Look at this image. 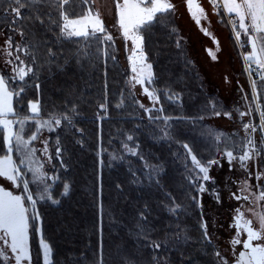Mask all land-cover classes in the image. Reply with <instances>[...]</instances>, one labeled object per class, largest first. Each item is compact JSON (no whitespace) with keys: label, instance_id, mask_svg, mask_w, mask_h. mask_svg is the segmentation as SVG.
I'll return each mask as SVG.
<instances>
[{"label":"snow or ice","instance_id":"snow-or-ice-1","mask_svg":"<svg viewBox=\"0 0 264 264\" xmlns=\"http://www.w3.org/2000/svg\"><path fill=\"white\" fill-rule=\"evenodd\" d=\"M91 2L92 0H0V25L6 23L9 33L7 39L0 45V59L3 60V68H0V151H2L0 179L11 185L9 189L0 185V264H33L30 244L32 232L38 236V256L41 264H54V249L44 236L42 217L37 205L40 202H50L52 205L61 203L60 199L54 198L53 193V183L60 181L61 177L50 175L45 165L56 160L60 168H66L67 162L64 157L68 147L62 142L60 134H57L54 140L52 137L42 136L45 131L55 133L57 129L66 128L82 137L83 130L75 127L74 116L78 115L75 105L60 114L44 113L39 73L44 67L51 71V66L57 60L60 51L59 48L54 51L53 45H62L65 41L85 43L86 47L78 50L76 54L78 63L81 54H89L87 48L91 47L93 42L105 46L97 47V52H102L104 56L116 61V56L109 55L108 52L114 45V37L106 29L100 13L88 7ZM208 2L221 21L227 19L236 46L239 49H246L241 51L240 55L244 71L248 75L251 93L249 98V94L241 86L239 91L242 94V103L234 105L231 109H226L221 102L209 98L204 110L210 116H224L229 120L233 118V113H236L244 135L241 137L238 133L230 134L206 126L203 135L210 138L215 154L205 158L198 156L189 143L173 139L170 121L183 120L185 117L153 114L164 112L161 96L169 101L178 102L180 93L168 86L163 89L157 87L159 77L145 50L144 33H150L157 25L168 28L171 24L170 14L175 13V5L171 0H115L117 20L114 26H118L123 38L131 73L125 79L128 88L127 98L133 105L143 109L150 122L162 121L159 140L178 143L183 150L174 155L184 169L185 199L190 202L192 208L198 210L196 227L200 235L196 239L189 234L187 226L180 220L181 217L190 214L189 204L177 202L172 193L165 192L166 202H162L161 210L172 218L163 229H158L153 224L152 208L147 202L138 210L131 234L136 237L142 248L150 250L151 264H171L170 257L173 252L180 255L181 264H184V261L196 264L193 256L183 250L185 246L195 244L201 245L195 251L202 254L205 253L207 246H213L211 253L213 264H230L229 256L223 254L213 244L209 221L204 211L205 194L216 204L223 202L221 187L218 186L216 177L211 175L214 168L223 169L222 161L227 163L228 172L238 170L245 174L243 179L225 177L223 185L229 189L228 199L238 202L228 225L230 230H234L228 241L231 264H264V184L259 183L264 181V170L253 172L249 166L251 162L252 168L259 169L258 162L264 158V107L261 105V97L264 95V0H208ZM185 5L200 31L205 36L212 37L216 50L206 51L215 61L216 52L220 50L219 42L207 27L201 25L202 20H208L205 8L199 0H185ZM53 12L57 15L53 16ZM24 20L31 22L33 26L38 24L43 29L45 37L47 33H52L54 40L49 41L47 38L38 40L34 32L31 33L32 39H29L26 26L21 23ZM13 34L19 36L20 40H15ZM168 34L169 38L176 34L175 47L183 55V37L179 36L178 29L170 27ZM184 63L187 66L191 61L185 58ZM55 66L60 70L64 67L61 64ZM137 86L141 89L140 94L149 101V106L136 98ZM107 87L105 81V101L97 105L99 111L96 113V119L99 121L107 118ZM30 90L34 91L35 98L27 97ZM120 97L115 107L123 109L125 107L123 92ZM253 112L259 117L258 123L254 122ZM246 116L249 117L247 121L244 120ZM195 119L203 120L205 116L201 115ZM257 132L261 137L259 142L255 136ZM36 141H39L42 147L36 148L34 146ZM128 142H133L132 146ZM75 143L81 148L84 147L83 139H77ZM122 147L127 155L145 161V157L139 151L140 146L135 143L132 134H126ZM37 153L40 156H37ZM41 157L47 158L44 163L40 162ZM111 160L122 161L124 156L112 154ZM100 163L103 164V161ZM52 167L55 169L56 166ZM143 168L145 172L143 180L129 168L130 183L138 187H143L147 183L149 187L155 186L163 190L159 180L164 172L163 166L145 161ZM253 176L258 183H251ZM228 181L236 186L235 191L231 190ZM61 188L62 190L55 195L63 197L70 195L69 182H62ZM116 188L122 190L120 184H117ZM12 189L19 191L14 192ZM241 201L244 203H240ZM157 231H163L162 238H154L153 233ZM102 251L101 244L97 264H104ZM122 264H135V258L123 257Z\"/></svg>","mask_w":264,"mask_h":264},{"label":"trees","instance_id":"trees-1","mask_svg":"<svg viewBox=\"0 0 264 264\" xmlns=\"http://www.w3.org/2000/svg\"><path fill=\"white\" fill-rule=\"evenodd\" d=\"M52 15L56 16L57 13L53 12ZM170 16L171 24L168 28L157 25L150 33H144L145 50L159 77L157 87L161 89L165 86L170 87L180 93V100L172 102L161 96L164 112L153 114L185 117L186 119L183 120L170 121L173 139L189 143L198 156L207 158L215 154L211 141L210 146L205 142V139L209 137L203 135L206 126H209L195 118L208 113L204 109L211 96L204 90L200 73L188 54L186 43L182 41L183 55H181V51L175 47L176 34L169 38L170 27L177 28L174 14ZM224 20L227 23L226 18ZM21 23L26 26L25 30L29 33V39H32L31 33L34 32L38 40L44 38L49 41L54 40L52 33H47L45 37L43 29L38 24L33 26L27 20ZM4 28L8 29L6 23L0 25V31ZM85 47L83 41L80 44L65 41L62 45H53L54 51L58 48L60 51H58L57 60L51 66V71L48 67L40 70L41 102L45 114L48 112L60 114L75 105L78 115L74 118H96V113L99 111L97 105L105 101L104 85L107 81L108 113L107 118L100 121V148L103 164L99 171L89 174L77 162L74 166L62 169L59 167V162L55 160L54 175H59L61 180L53 183V193L54 198L60 199L61 203L59 205H52L50 202L38 203L37 208L42 217L43 233L47 240H51L50 229L54 223L52 214L57 207L67 201L68 196L55 195L62 190L61 183L69 182L71 184L70 195L76 196L79 200H85L89 182L97 188L95 203L87 213L85 225L75 228L67 238L51 240L50 244L54 249V264H97L101 244L104 264H122V258L127 256H133L135 264H151L150 250L142 248L136 237L131 234L134 219L145 202L152 208L153 224L158 229H163L172 218L161 210L162 202H166L165 192L172 193L177 198V202L189 204L190 214L181 217V223L187 226L189 234L194 239L200 235L196 227L198 210L192 208L190 202L185 199L184 169L182 163L174 155L183 150L178 143L159 140L160 128L163 127L162 121L150 122L143 109L133 105L127 98L128 88L125 79L130 71L120 62L116 47L108 49L109 55H115L117 58L113 61L108 56H104L102 52L96 51L97 47L103 48L104 45L93 42L91 47L87 48L89 54H81L78 63L76 54L78 50ZM185 58L190 60L191 64L186 66ZM55 64H61L64 67L60 70ZM0 68H2L1 65ZM121 92L125 96V107L118 109L115 105L121 98ZM27 97L35 98L34 91L30 90ZM261 103L264 107V95L261 97ZM14 106L16 107L15 104ZM57 131L61 132L62 142L69 150L70 145L66 140L67 133L63 128ZM126 134L134 136V141L139 144V151L147 163L163 166L164 172L159 177L163 190L155 186L149 187L147 183L143 187L130 183L129 168L143 180L145 161L124 152L122 144L126 140ZM56 135L57 132L50 133L53 140ZM128 143L130 146L133 144V142ZM112 154L122 155L124 160L112 161ZM117 184L121 185L122 190L116 188ZM87 228L94 229V231L86 234L77 233V229L86 230ZM153 236L162 238L163 231H157L153 233ZM32 246L35 264H41L38 256V236L34 232H32ZM200 247V244L188 245L183 250L186 254L193 256L196 264H213L211 255L213 246H207L204 254L195 251ZM170 259L171 264H181V257L177 252H173ZM184 263L189 264L188 261Z\"/></svg>","mask_w":264,"mask_h":264},{"label":"rangeland","instance_id":"rangeland-1","mask_svg":"<svg viewBox=\"0 0 264 264\" xmlns=\"http://www.w3.org/2000/svg\"><path fill=\"white\" fill-rule=\"evenodd\" d=\"M203 3L205 0H202ZM175 5L174 18L177 24V29L183 41L188 47V54L194 61L198 72L200 73L201 79L203 81V86L206 94L210 95L215 101L221 102L226 109H231L234 105L242 103L241 92L239 88L242 86L244 91L249 94L251 89L249 87L248 75L244 72V64L241 58V50L235 46L236 43L233 41L230 28L225 20L221 21L220 17L214 14L212 7L206 9L209 14L211 21V30L219 37L221 43V50L217 53V59L213 61L206 51V46H214L213 41L209 36H205L200 28L191 19L186 5L185 0H171ZM94 12H99L102 20L104 21L105 27L109 33L114 37L115 50L118 51V57L123 66L130 71L129 64L127 62L128 52L125 49V44L123 38L120 34L118 26L116 25V9L115 0H92L88 5ZM227 20V19H226ZM8 29L4 28L0 31V45L4 43L7 39ZM14 35V39L19 41L20 37ZM131 47L129 42V48ZM244 51L246 49H243ZM0 65L3 68V60L0 59ZM131 74V73H130ZM129 74V75H130ZM227 78V80L225 79ZM136 98L139 99L146 106H149V101L145 96H142L141 89L139 86L135 89ZM262 105V103H261ZM15 107V106H14ZM254 107V106H253ZM205 119L202 120L209 127L224 131L226 133H238L239 136H243L244 132L241 128L239 118L236 113H233V118L231 120L224 116L213 117L208 113L204 114ZM249 117H245L244 120L247 121ZM254 122H259L258 115L253 112ZM75 127L83 130V136L81 137L78 133L73 134L68 129L63 128L67 133L66 140L69 142V150L65 155L64 159L67 162V167L74 166L75 162L80 164L84 171L89 174H94L99 171L101 163V136H100V121L96 118H74ZM57 131V134H60ZM62 135V134H61ZM257 142L260 140V133L255 134ZM51 137L50 133L44 132L42 138ZM207 137V136H206ZM83 139L84 147L81 148L75 143V140ZM206 144L210 146V139H205ZM36 148L42 147L39 141L34 142ZM51 148V145H50ZM206 152L205 149H203ZM97 153H100L98 156ZM40 156V154H37ZM46 157H41L40 162L44 163ZM224 163L223 169L214 168L211 175L216 177L218 186L221 187L222 195L224 197L221 204H216L209 195L204 196V211L206 213V219L209 221V232L213 238V244L220 251L229 256L231 264V253L229 248V239L234 234V230H230L228 225L231 222L233 215V209L237 206L236 201L228 199L229 189L225 188L224 182L225 177H233L234 179H243L245 174L238 170H233V172H228L227 163ZM259 169L252 168L250 162V169L255 172L257 170H264V158L259 162ZM52 165L56 166L55 160L52 164H46L45 169L50 175H54V169ZM231 186V190L235 191L236 186L232 185L231 181H228ZM251 183H258L253 176ZM259 183L263 184L264 181ZM0 185H3L6 189L11 188L9 182L0 179ZM14 192H18L17 189H12ZM97 193V188L91 183H87V195L85 200H79L76 196L70 195L64 204L57 207L52 214L53 226L50 229V239L59 240L69 237L74 229L85 225V219L87 217L88 211L93 207L95 203V195ZM231 202V203H230ZM240 203H244L241 201ZM220 211V212H219ZM222 213V216L220 215ZM228 218V220H226ZM224 221L223 229L220 228V223ZM94 231V229L87 228L86 230L77 229V233L86 234L88 232ZM51 240H48L51 243ZM30 244L32 253V233L30 234ZM239 250V246H238ZM33 264H35L33 255ZM186 264V263H184Z\"/></svg>","mask_w":264,"mask_h":264},{"label":"flooded vegetation","instance_id":"flooded-vegetation-1","mask_svg":"<svg viewBox=\"0 0 264 264\" xmlns=\"http://www.w3.org/2000/svg\"><path fill=\"white\" fill-rule=\"evenodd\" d=\"M210 25H211V21H210V18H209V16H208V20H202V26H204V27H207L208 28V30L214 35V36H216V34L211 30V28H210ZM211 38V40L213 41V39H212V37H210ZM219 42H220V39H219ZM213 44H214V42H213ZM211 48V46H209V45H207L206 46V50L208 49V48ZM214 48H215V50H216V45L214 44V46H213ZM212 47V48H213ZM219 48H220V50H221V43L219 44ZM219 50V51H220ZM217 53L218 52H216V55H217ZM231 203V202H230ZM220 212V211H219ZM220 215L222 216V213H220ZM226 220H228V218H226ZM226 220H222V222L220 223V228L221 229H223V224H224V221H226Z\"/></svg>","mask_w":264,"mask_h":264},{"label":"water","instance_id":"water-1","mask_svg":"<svg viewBox=\"0 0 264 264\" xmlns=\"http://www.w3.org/2000/svg\"><path fill=\"white\" fill-rule=\"evenodd\" d=\"M199 2L201 3V5L205 8V10H206V12H207V14H208V11H207V9H206V7H205V5H204V3H203V1L202 0H199ZM208 16H209V14H208ZM201 25H202V21H201ZM214 36V35H213ZM217 40H218V42H219V37L216 35V36H214ZM219 44H220V42H219ZM208 49H211V50H213V51H215V48L213 47H209Z\"/></svg>","mask_w":264,"mask_h":264},{"label":"crops","instance_id":"crops-1","mask_svg":"<svg viewBox=\"0 0 264 264\" xmlns=\"http://www.w3.org/2000/svg\"><path fill=\"white\" fill-rule=\"evenodd\" d=\"M204 5L207 6L208 8H209V7H210V8L212 7V6L209 4L208 0H205V1H204ZM212 9H213V8H212Z\"/></svg>","mask_w":264,"mask_h":264},{"label":"built area","instance_id":"built-area-1","mask_svg":"<svg viewBox=\"0 0 264 264\" xmlns=\"http://www.w3.org/2000/svg\"><path fill=\"white\" fill-rule=\"evenodd\" d=\"M229 26V25H228ZM229 28H230V26H229ZM231 31V30H230ZM243 39V38H242ZM241 51H244L243 49H240ZM247 74V73H246Z\"/></svg>","mask_w":264,"mask_h":264}]
</instances>
